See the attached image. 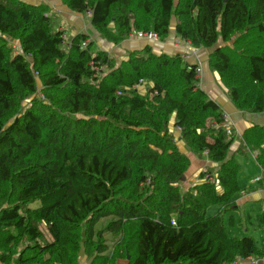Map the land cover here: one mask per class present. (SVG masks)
<instances>
[{"label":"trees","instance_id":"trees-1","mask_svg":"<svg viewBox=\"0 0 264 264\" xmlns=\"http://www.w3.org/2000/svg\"><path fill=\"white\" fill-rule=\"evenodd\" d=\"M60 1L114 45L132 32L165 42L176 17L180 40L215 47L209 66L235 107L264 114V0ZM51 11L0 0V263L80 264L82 251L89 264L264 258V238L258 246L225 224L243 192L241 165L229 157L235 129L227 135L221 106L199 86L200 65L152 45L118 65L90 34L66 39ZM173 118L193 154L220 164L188 192L178 184L191 161ZM243 138L240 152L257 151L264 170V127Z\"/></svg>","mask_w":264,"mask_h":264},{"label":"crops","instance_id":"crops-1","mask_svg":"<svg viewBox=\"0 0 264 264\" xmlns=\"http://www.w3.org/2000/svg\"><path fill=\"white\" fill-rule=\"evenodd\" d=\"M23 1L29 4H33V5H40L44 3V4H47L50 8L51 6H53L54 3H56L57 5L59 3L58 0H23ZM54 11L55 10L53 9V14H54ZM67 14H68L67 17H70L71 19L67 21L65 20L61 21L62 23L61 22L60 23L62 25L61 28L67 30L68 36L75 35L79 32H84L85 34H90L93 40L103 42L102 45H104L106 48L108 49L116 48L118 51L123 50V48L130 49L131 47L133 48V50L143 49L147 45H152L153 50L157 53L164 52L170 55L181 54L183 57H185V60H187L188 63H191V64L198 63L202 69V77H201V81L199 84L200 88H202L209 95V98L216 101L221 106L224 114L228 116V121L232 122L234 129H235L236 139L233 145L231 146L232 153L230 152L229 157L233 156L234 154H235V157H237L239 154L241 156L244 155L243 157L247 159L248 154H251L253 156L254 161L257 164L255 165V168L258 170L257 171L258 173L255 176L257 177L263 176L264 170L257 163V160H256V156L258 152L257 151H254V152L246 151L243 154L244 150L242 149V147L244 145L242 143L244 141L243 135L247 130H249L250 128L254 126L264 127V114H252V113L242 112V111H239L235 107L230 97L228 96L227 92L229 91H227V89L221 83L220 77L215 72H212L210 69L209 57L212 51L210 52L209 55H207V53L203 51L204 49H196V48L194 49V48H191L192 45L188 46L184 43L181 45H177L176 43L177 40H176V37L174 36L175 25H173V33L170 34L167 41L161 42L160 44L152 43L146 40L128 39L124 41L123 43H121L120 45H114L113 43L111 44L107 42L106 40H104L100 36V34L95 29H93V27L90 24L89 14H85L84 16H82L81 14L72 12L70 10H69V13ZM84 19H86L85 25L82 24ZM174 127H175V120H174ZM175 134H176L175 137L177 139V145L179 146L180 144H182V147H187L186 143L182 139L181 131L177 129V131H175ZM240 149H242L243 152H240ZM185 151L188 152V154H190L187 148H185ZM193 155H194V160H195L194 161V171L191 175L193 179L196 177L197 172L200 173L206 168L217 170L220 166V164L212 162L211 159L208 157V155H205V154H203L202 156H198L195 154ZM236 161H237V158H236ZM241 172H242V168H241ZM252 179L253 177L250 176L249 174L250 186H247L242 189L243 192H242L240 200H238L237 202V206L235 210H239V207L246 206L250 201L256 203V205L259 206V209H261L260 205H262L263 207L264 205V182H262V184L261 182H258L256 184H251ZM198 182H200L199 179H198ZM262 225L264 226L263 222H262ZM84 263L88 264L86 259ZM118 264H128V262L125 260H120Z\"/></svg>","mask_w":264,"mask_h":264},{"label":"rangeland","instance_id":"rangeland-1","mask_svg":"<svg viewBox=\"0 0 264 264\" xmlns=\"http://www.w3.org/2000/svg\"><path fill=\"white\" fill-rule=\"evenodd\" d=\"M58 2H59L58 5L56 3H54L53 6H51L52 11L50 14L54 18V20L57 21V23L60 25L62 23L61 21H64V20L67 21V20H70L71 18L67 17V15H68L67 13H69V10L62 4V2L60 0H58ZM53 9L55 10L54 14H53ZM64 11H66V12H64ZM82 16H84V15H82ZM59 19H60V21H59ZM82 24H84V25L86 24V19H84ZM176 24H177L176 17H173V20L171 23V28H170V34L173 33V25H175L174 36L176 37V40H180V38H178V36L176 34ZM61 27H62V25H61ZM67 37H69V36L67 35ZM70 37H72V36L70 35ZM95 41L101 50L111 54V56L116 60L118 65L120 64L121 61L128 59L129 51H135V50H133L132 47L130 49H127V48H123V50L120 49L121 51H118L116 48L108 49L104 45H102L103 42H99L97 40H95ZM161 42H163V41L160 40L157 43L160 44ZM182 42H184V44L186 43L185 41H182ZM11 43H12L13 49L15 51L20 50L18 42L11 41ZM219 45H221V42H219ZM191 48H194V47H191ZM214 48H211V49L203 48L204 49L203 51L206 52L207 55H209L210 52L214 50ZM104 73H105V75L108 74L107 71ZM39 87H41L40 84H39ZM138 90L140 91V94L145 95L149 90L148 84L144 83V85L139 87ZM227 93H228V96L230 97L229 92H227ZM30 101H26L24 103V106H27V104ZM170 130L175 137V135H176L175 131H177V129L174 127V119L172 120V122L170 124ZM175 142L177 144L176 137H175ZM179 146H178L179 150L183 154H186L190 158V161H191V165L184 175L185 179L182 180L178 184L180 191L188 192L192 187H194L195 183H196L195 185L202 184L203 180L200 178L201 173L203 171H208L211 169L206 168L205 170L201 171L200 173L197 172L196 177L193 179V177H191V175L194 171V161H195L194 155H193V153L190 152V150L187 147H182V144H180ZM185 148H187V150L189 151L190 154H188V152L185 151ZM230 152L232 153L231 150H230ZM243 156L244 155L241 156L238 154V156L236 157L237 161L240 163L241 168H242V172L239 174V183H240L241 189H243L247 186H250L249 174H250V176L255 178V177H257L255 175H257V173H258L257 172L258 170L255 168V165H257V164L254 161L253 156L251 154H248L247 159L244 158ZM215 174H216V172H215ZM206 177H207V175H206ZM198 179L200 182H198ZM205 180H206V178H205ZM262 187H263V185H262ZM240 198H241V196H239L237 199L240 200ZM37 206H38V204L34 205V207H37ZM260 208L261 209H259V206L256 205V203L250 201L246 206L239 207V210H234V211H231L229 213H226L225 214V224H226L229 235H231L233 237L252 236L253 239H255V241L257 242L258 246L262 245V238H264V226L262 225L260 215H261V213L264 212V205H263V207H262V205H260ZM216 212H217L216 210H210L209 214H210V216L215 215ZM232 220L234 223H231ZM82 250H84V249H82ZM85 259L89 264V261L87 260V256L84 254V251H82L80 264H85L84 263ZM238 262H240L241 264H249V262H244L241 260Z\"/></svg>","mask_w":264,"mask_h":264},{"label":"built area","instance_id":"built-area-1","mask_svg":"<svg viewBox=\"0 0 264 264\" xmlns=\"http://www.w3.org/2000/svg\"><path fill=\"white\" fill-rule=\"evenodd\" d=\"M65 38L67 39V35L65 36ZM130 39L146 40V41L153 42V43H157L160 41L158 34L153 32V31H151V32H137V33L132 32L130 34ZM176 43H177V45H181L184 42H182V40H177ZM185 44L188 46L191 45L188 42H186ZM19 51H17V52H19ZM197 72L199 74L200 81H201V77H202L201 66L197 69ZM225 120L226 121L222 125V127L226 131L227 135L232 136L234 133V126H233L232 122L228 121V116L226 114H225ZM261 178H262L261 176L253 178L251 180V184H255V183L260 182ZM246 262H249V264H264V258L256 259L254 257L253 258L251 257V258L247 259ZM238 264H241V263L238 262Z\"/></svg>","mask_w":264,"mask_h":264},{"label":"water","instance_id":"water-1","mask_svg":"<svg viewBox=\"0 0 264 264\" xmlns=\"http://www.w3.org/2000/svg\"><path fill=\"white\" fill-rule=\"evenodd\" d=\"M183 179H185V176L183 177Z\"/></svg>","mask_w":264,"mask_h":264}]
</instances>
